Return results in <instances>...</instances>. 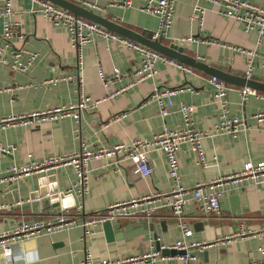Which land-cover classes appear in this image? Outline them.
I'll return each mask as SVG.
<instances>
[{"label": "crops", "instance_id": "obj_1", "mask_svg": "<svg viewBox=\"0 0 264 264\" xmlns=\"http://www.w3.org/2000/svg\"><path fill=\"white\" fill-rule=\"evenodd\" d=\"M87 1L95 2L102 8L91 11L147 38H151L157 28V17L140 9L145 0H129L131 4L124 6L113 3L124 0ZM248 1L264 6V0ZM196 2L177 0L173 22L161 42L168 45L173 40L193 36L194 41L179 43L184 47L185 54L231 74L245 73V56L220 46L218 42L245 48L256 47L259 54L264 55V38L257 44L256 31L245 32L240 22L217 13L215 7L207 2L204 3L207 10L203 24L200 25L197 19L191 17ZM37 7L35 0H13L12 19L26 34V39L12 40L3 55L7 62H11L13 49L38 54L26 73L0 64V118L75 103L79 97L71 81L44 83L51 78L76 73L78 56L70 46L68 30L46 21L34 11ZM1 32L0 19V44ZM139 58L136 50L100 36L84 45L81 49L84 93L91 100L98 101L97 105L82 112L78 123L65 117L58 121L15 125L0 130V143L13 147L11 153H0V177H4L5 170L14 163L76 152L83 144L89 148H98L129 142L133 138L159 132L163 125L178 126L180 117L176 107L162 118L156 103L147 100L155 89L193 88V91L177 92L173 96L175 105L180 102L194 104L196 126L200 129L209 130L217 123L218 105L212 95L210 75L195 68L192 73H185L173 65L157 63V74L154 77L130 86L132 71ZM114 67L119 68L120 75L114 76L109 84H104L98 69L101 68L107 76H113ZM249 78L264 82V66L257 64ZM240 88L231 85L228 91L229 109L233 115H245L250 129L234 137L217 134L204 138L202 146L208 163L206 167L195 165L190 147L183 144L176 155L178 172L185 187L191 188L197 182L235 172L246 161L257 162L261 159L262 136L251 115L264 108V99L249 96L241 105ZM113 93L115 95L110 96ZM122 113V118H113ZM76 127L78 131H75ZM214 157H217L216 161ZM149 159L153 167L149 177L137 174L128 161L116 164L115 158L91 159L88 162V191L82 198L84 211L92 213L104 210L114 202L152 191H169L172 183L164 154L160 150H153L149 153ZM74 179L72 166H66L54 168L46 174L28 176L16 183L0 182V204L22 201L20 205H13L1 212L0 232L12 230L23 221L49 220L62 211H74L78 198L67 192ZM49 185H55L54 191L63 192L62 200V197H59V201L43 200L38 203L29 200L32 192ZM185 212L193 230L189 241H212L218 236L237 231L240 225L245 230L256 229L262 224L264 188L246 184L230 185V189L220 198V214H207L196 202L187 204ZM81 220L79 215L77 222ZM199 222L201 224H197ZM143 223H152L153 231H147ZM111 224L114 234H117L112 238L107 237L103 223L95 226L94 234L86 237L84 228L75 226L25 238L16 244L10 259L5 258L0 250V264H80L86 251L90 252L94 262L121 259L149 252L153 232L160 242H171L181 237L167 209H159L148 220L118 218L111 220ZM259 244L260 241L255 238H238L225 245L206 248L188 264H247L259 257ZM155 264L185 263L177 256H170Z\"/></svg>", "mask_w": 264, "mask_h": 264}, {"label": "built area", "instance_id": "obj_2", "mask_svg": "<svg viewBox=\"0 0 264 264\" xmlns=\"http://www.w3.org/2000/svg\"><path fill=\"white\" fill-rule=\"evenodd\" d=\"M90 9L100 10L101 6L87 0H69ZM38 7L34 9L46 21L54 26L65 27L69 33L70 46L76 51L77 72L74 74L61 75L44 81V83H57L58 81H71L75 86L79 97L75 103L61 106L43 108L21 114H9L0 118V130L15 125H32L43 121H58L65 117L72 118L78 123L81 113L94 108L98 101L91 100L84 93L83 78L81 75L82 60L81 49L84 45L93 42L97 36L107 40L118 41L128 48L136 50L140 58L132 71V80L130 86L152 78L157 74L156 64L165 63L177 67L185 73H192L194 69L188 65L182 64L167 55L151 49L146 45L132 41L126 37L92 22L82 16L56 5L48 0H35ZM177 0H145L140 9L157 17V28L153 32L151 39H159L166 36L169 27L173 22L175 6ZM210 3L215 7L217 13L238 21L242 24L245 32L256 31L258 44L264 38V6L248 0H197L193 5L191 17L197 19L199 24H203L204 13L207 7L204 3ZM119 5H130L129 0L122 2H113ZM13 0H0V19L2 23L0 44V64H5L11 69L26 73L33 65L37 52L13 49L11 52L12 61L7 62L4 54L5 48L9 47L14 39L25 40L26 34L20 30L19 25L12 19ZM195 38L188 36L173 40L174 43L192 42ZM216 42V41H213ZM222 47L231 51L238 52L245 56V76L250 77L252 70L257 64L264 66V55H260L257 48H245L242 46L218 42ZM98 74L104 84H109L114 76L120 75L118 67L113 68V76H107L101 68ZM210 82L213 86L212 95L218 105V121L209 130H203L196 126L194 104L180 102L175 105L173 96L183 90L193 91L191 87H173L165 89H155L147 97V100L156 103L158 114L165 118L176 107L180 117V123L175 127L163 125L159 132L150 136L133 138L129 142H122L110 146H99L98 148H89L85 144L72 153L52 154L39 160H29L28 162L14 163L5 170V176L0 177V182L10 181L18 182L28 176L46 174L58 167L72 166L75 172V179L71 182L67 192L73 193L78 198V203L74 204V211H62L54 219H35L32 221H23L12 230L0 232V250L3 256L10 259L14 247L21 240L36 236L39 234H50L55 231L69 229L75 226L84 228V236L94 234V227L105 221H111L118 218H128L138 221L141 219H151L159 209H167L174 218L178 226L181 237L171 242H159V248L155 246V240L152 238L151 250L147 253H141L128 256L121 259H103L100 262L92 260L89 251L80 264H155L158 260L170 258V255H162L161 250L176 249L183 251L176 255L185 264L195 260L197 256L206 248L216 245H225L234 242L238 238H255L260 241L257 246L259 257L249 261L247 264H264V212L262 215V224L256 229L240 228L230 234L216 237L212 241H189L192 235L185 207L190 202H196L207 214H220V198L230 189V185H257L264 188V108L252 114L256 126L262 136V156L257 162L246 161L237 171L213 177L207 181L197 182L193 187L187 188L182 184L178 172L177 151L183 144H187L193 153L194 163L197 166L206 167L207 160L204 156L202 140L217 134H228L237 136L239 133L247 132L250 125L247 123L245 115H233L229 109L228 91L231 85L223 80L211 76ZM9 90V89H8ZM117 93V92H115ZM115 93L110 94L114 96ZM240 104H244L249 96H255L264 99V93L255 89L241 87ZM124 113L114 116L120 119ZM78 131V128H75ZM13 147L4 146L0 143V153H11ZM153 150H160L167 161L168 174L171 178L172 187L169 191H152L128 200L114 202L109 204L104 210L86 213L84 211L82 198L88 191L89 169L88 162L91 159L115 158L116 164L128 161L134 167V171L141 177H149L153 173V167L150 163L149 153ZM214 161L217 157L213 158ZM58 192V191H57ZM47 192L44 196H49ZM41 197H38V199ZM22 201L16 204H0L1 212L5 209L20 205ZM81 215L82 220L77 222V217ZM1 222V219H0ZM90 226V228H88Z\"/></svg>", "mask_w": 264, "mask_h": 264}, {"label": "water", "instance_id": "obj_3", "mask_svg": "<svg viewBox=\"0 0 264 264\" xmlns=\"http://www.w3.org/2000/svg\"><path fill=\"white\" fill-rule=\"evenodd\" d=\"M56 5H59L71 12H73L76 15L82 16L92 22H95L115 33L118 35H121L123 37H126L132 41L138 42L140 44L146 45L147 47L154 49L156 51H159L168 57L175 59L176 61L188 65L192 68H195L197 70H200L210 76H215L224 82L231 84V85H236L240 87H247L250 89H255L260 92H264V82L254 80L252 78H247L244 73L240 75L236 74H231L229 72L223 71L218 68H214L212 66H209L208 64L204 63L203 61L190 56L188 54L184 53V47L171 42L168 45L163 44L161 40L159 39H151L147 38L113 20H110L100 14H97L90 9L79 5L77 3H74L69 0H48ZM44 178V177H43ZM43 181V180H42ZM55 185H49L47 188H40V190L34 191L30 194L29 200L33 202H42L44 201H59L60 198L62 197L61 200L63 199V192L58 193L57 191H54ZM49 192V196H44L45 193ZM38 197H41L38 199ZM69 197V195H68ZM43 201V202H44ZM197 224H201L200 222ZM144 228L147 229V231H153V224L148 223L147 225L143 223L142 225ZM103 227L104 230L107 234L108 238L116 237L117 234H114L113 229H112V224L111 221H105L103 222ZM152 238L155 240V246L158 249L159 248V242L157 240V234L153 232ZM162 255H170V256H176L179 254H182L183 251L181 250H176V249H164L161 250Z\"/></svg>", "mask_w": 264, "mask_h": 264}]
</instances>
